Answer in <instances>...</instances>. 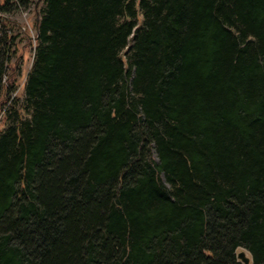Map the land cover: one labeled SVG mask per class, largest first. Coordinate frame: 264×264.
<instances>
[{
	"label": "trees",
	"instance_id": "trees-1",
	"mask_svg": "<svg viewBox=\"0 0 264 264\" xmlns=\"http://www.w3.org/2000/svg\"><path fill=\"white\" fill-rule=\"evenodd\" d=\"M238 249L264 264V0H0V264Z\"/></svg>",
	"mask_w": 264,
	"mask_h": 264
},
{
	"label": "rangeland",
	"instance_id": "rangeland-1",
	"mask_svg": "<svg viewBox=\"0 0 264 264\" xmlns=\"http://www.w3.org/2000/svg\"><path fill=\"white\" fill-rule=\"evenodd\" d=\"M31 7L27 11H21L9 17L10 20L14 21L19 27V30H20L19 38L25 37L24 35H26V38H27V41H25L24 39H21L18 42L17 52H16L18 59L13 58L14 62L17 63L19 61L20 63V73H19L20 76L17 80L19 87L16 93V97L18 98H20L21 96L22 82L30 67L31 60H32V50H33V43H34L33 22L35 20V15L32 14Z\"/></svg>",
	"mask_w": 264,
	"mask_h": 264
},
{
	"label": "water",
	"instance_id": "water-1",
	"mask_svg": "<svg viewBox=\"0 0 264 264\" xmlns=\"http://www.w3.org/2000/svg\"><path fill=\"white\" fill-rule=\"evenodd\" d=\"M235 258L240 264H251L250 255L243 249H238Z\"/></svg>",
	"mask_w": 264,
	"mask_h": 264
}]
</instances>
